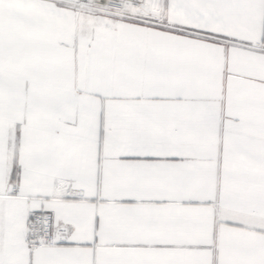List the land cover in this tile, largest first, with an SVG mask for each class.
<instances>
[{
    "label": "snow or ice",
    "instance_id": "1",
    "mask_svg": "<svg viewBox=\"0 0 264 264\" xmlns=\"http://www.w3.org/2000/svg\"><path fill=\"white\" fill-rule=\"evenodd\" d=\"M0 264H264V0H0Z\"/></svg>",
    "mask_w": 264,
    "mask_h": 264
}]
</instances>
